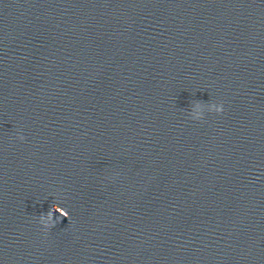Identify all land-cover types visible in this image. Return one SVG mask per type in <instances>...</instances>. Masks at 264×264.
Instances as JSON below:
<instances>
[{
    "label": "clouds",
    "instance_id": "clouds-1",
    "mask_svg": "<svg viewBox=\"0 0 264 264\" xmlns=\"http://www.w3.org/2000/svg\"><path fill=\"white\" fill-rule=\"evenodd\" d=\"M210 101H199L197 100L191 105L192 107L198 106L200 104H208ZM224 112L223 103H211V109L209 113L222 114ZM193 121H203L204 116L200 115L194 118H190ZM19 140L23 141L25 137L22 134H18L17 137ZM63 209V211H61ZM55 213H58V216H54ZM63 218L71 219L70 213L65 207H61L59 203H53L49 208L47 213H41L38 215V223L42 226V230L47 234L52 228H54Z\"/></svg>",
    "mask_w": 264,
    "mask_h": 264
}]
</instances>
